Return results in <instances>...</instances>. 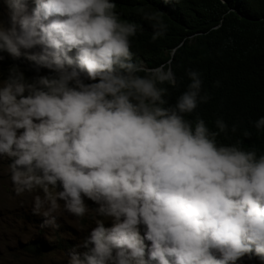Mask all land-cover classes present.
I'll return each instance as SVG.
<instances>
[{
    "label": "trees",
    "instance_id": "obj_1",
    "mask_svg": "<svg viewBox=\"0 0 264 264\" xmlns=\"http://www.w3.org/2000/svg\"><path fill=\"white\" fill-rule=\"evenodd\" d=\"M113 1L118 6L105 32L97 40L88 38L90 47L110 51L111 62L106 69L110 75H99L102 71L93 68L88 72L97 77L89 80L87 76L60 75L56 71L54 76L37 81L31 76L34 70L27 69V59L9 53V37L0 33L3 79L20 85L17 92L29 107L32 103L57 106L58 115L44 137L50 144L45 143L43 150L67 159L87 156L92 152L88 151L89 132L128 127L140 121L167 122L175 140L192 150L203 167L209 160L204 152L216 156L222 177L203 187L219 208L227 211V205L253 181L261 184L258 199L264 201V0ZM2 3L0 0V14L4 13ZM142 66L171 69L174 81H156L155 94L142 101L144 88L153 78V72ZM181 110L187 121L180 117ZM195 113L199 121L196 129L191 120ZM31 150L26 140L10 158V164L27 175L59 172L47 164L51 156L38 152L36 158ZM146 172L157 178L159 168L148 167ZM215 184L229 189L216 195L212 191ZM116 185L142 225L153 230L155 222L146 210V202L135 201L145 190L137 187L134 191L123 180L116 181ZM198 194L204 201V191ZM124 200L116 198L114 213L125 209ZM93 224L87 225L83 243L64 239L53 245L42 240L36 246L39 250L31 249L35 254H25L44 260L56 252L75 259L82 253L92 264H99L98 254L104 251L96 247L95 233L105 229H94ZM251 230L257 231L258 226H246L241 235L248 249L233 245L217 262L248 261L249 251L260 237ZM219 254V250L207 258L197 254L195 261L211 264L208 260Z\"/></svg>",
    "mask_w": 264,
    "mask_h": 264
},
{
    "label": "clouds",
    "instance_id": "obj_2",
    "mask_svg": "<svg viewBox=\"0 0 264 264\" xmlns=\"http://www.w3.org/2000/svg\"><path fill=\"white\" fill-rule=\"evenodd\" d=\"M6 3L22 8L27 15L24 19L10 20L16 32L26 35L27 54L18 49V40L13 43L9 40V53L23 55L27 59V69L34 70L31 73L32 79L46 80L57 71L60 75L73 73L92 80L97 77L88 72L93 68L95 71H102L99 75H110L106 71L111 62L110 51L96 46L90 47L88 38L97 40L102 36L118 6L116 1L3 0V8H6ZM141 68L153 72L152 81L144 88L142 101L155 94L156 81H174L171 69L165 71L162 67ZM163 70L166 73L158 75ZM21 100L23 101L22 98ZM25 104L31 109L33 105L41 103H32L31 107ZM41 105L54 113L51 122L39 133H28L11 157L28 140L34 157H38V152L51 156L47 164L59 170L50 175H28L48 178L62 186L64 176L73 174L75 178L71 184L76 189H98L109 194V209L106 213L115 217H128L131 227L104 225L101 219L105 214H101L93 222L94 229L99 226L105 229L102 233H95L98 239L96 247L104 251L98 254L99 264H197V254H203L207 258L214 256L217 250L220 252L219 256L208 261L211 264H220L218 259L224 258L233 245L248 249L241 241V235L246 226L253 225L258 226V230H251V233L257 232L260 237L257 245L249 251L251 257L243 264H264V201L258 199L262 188L258 181H253L252 185L240 191L237 200L227 205V211L219 208L203 187L212 185L222 177L223 170L216 164V156L204 152L209 160L203 167L192 150L175 140L171 126L161 121H140L128 127L89 132L88 151L92 152L87 156L73 159L54 157L43 148L45 143L50 144L44 137L58 115L55 109L57 106ZM188 113L191 115L190 109ZM180 117L185 119L182 110ZM191 120L196 129L199 125L196 113ZM148 167L159 168L157 178L146 172ZM100 172L104 174L101 175ZM121 180L130 184L134 191L137 187L145 190V194L135 201L146 202V210L155 222L153 230L142 225L134 209L124 200L123 191L116 185V181ZM228 189L215 184L212 191L220 195ZM200 190L204 191V201L198 194ZM117 197L123 198L126 207L114 210V213ZM24 219L39 227L44 226L37 215ZM64 239L70 240L67 237ZM42 240L51 243L52 238H39L33 242L22 243L24 253L35 254L31 249L39 250L36 246ZM85 240L86 234L80 242L74 243H83ZM32 244L34 247L31 248ZM72 251L75 253L76 249ZM82 256L80 253V256L75 257ZM89 262L92 264L90 260Z\"/></svg>",
    "mask_w": 264,
    "mask_h": 264
},
{
    "label": "rangeland",
    "instance_id": "obj_3",
    "mask_svg": "<svg viewBox=\"0 0 264 264\" xmlns=\"http://www.w3.org/2000/svg\"><path fill=\"white\" fill-rule=\"evenodd\" d=\"M3 9L1 6V11ZM26 16L22 8L11 3H6V11L0 14V33L7 34L11 43L18 40V49L25 54L27 37L16 32L10 20ZM163 73L166 72L159 71L158 75ZM19 87V84L11 85L0 74V264H89L84 257L75 259L58 252L52 253L54 257L37 260L23 251L22 243L39 238L51 237L53 245L61 244L64 237L80 242L88 230L87 225L101 214L106 215L100 218L104 225L116 224L123 228L131 227V223L126 215L115 217L105 212L110 200L106 192L81 191L72 186L73 174H66L62 186H58L48 178L23 175L10 164L9 158L23 138L28 133L44 130L54 116L41 104L28 109L17 92ZM20 215L31 218L37 215L44 226L39 227ZM52 222L54 224H50Z\"/></svg>",
    "mask_w": 264,
    "mask_h": 264
},
{
    "label": "water",
    "instance_id": "obj_4",
    "mask_svg": "<svg viewBox=\"0 0 264 264\" xmlns=\"http://www.w3.org/2000/svg\"><path fill=\"white\" fill-rule=\"evenodd\" d=\"M172 75V74H171Z\"/></svg>",
    "mask_w": 264,
    "mask_h": 264
}]
</instances>
